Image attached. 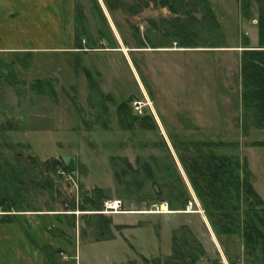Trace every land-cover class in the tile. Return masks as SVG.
Wrapping results in <instances>:
<instances>
[{"label": "rangeland", "instance_id": "1", "mask_svg": "<svg viewBox=\"0 0 264 264\" xmlns=\"http://www.w3.org/2000/svg\"><path fill=\"white\" fill-rule=\"evenodd\" d=\"M96 1L98 5L100 2L106 5L108 12L112 11L113 21L117 25L114 24L115 30L122 31L128 42L132 38L138 41L135 40L138 31L150 34V30L157 24H167L164 19H160L162 12H169L160 7L159 1L162 0H156L153 7L151 3L143 5V0ZM176 1L174 0L176 13L180 16V23L184 24L188 22L184 12L191 9L185 5L189 0H184V5ZM210 1L219 4L220 8L217 10L219 15L222 14L223 30L227 34H234L235 18L238 16L240 19L241 31L236 29L239 33L238 45H243L244 30L254 41L257 39L255 5L252 9L253 16L245 19L239 12V0ZM76 3L83 8L85 35H90L93 44L96 42L113 46L115 34L106 20L102 22L100 16L92 10V3L89 0H76ZM139 7L143 10L135 16ZM153 11L158 12V15H153ZM193 14L198 20L191 26L196 35L192 37L193 45H205L206 41L226 43L225 39L218 36L220 33L214 30L212 19L208 22L215 38L200 29L202 23L199 21L203 12L197 7ZM75 16L71 24L73 29L76 24ZM168 20L169 28L168 31L162 29L165 32L162 40H155L156 37L150 35L145 40L146 45H154L160 41L171 43L173 40L179 45L184 44L183 37L173 33L176 19ZM115 38L117 40L116 36ZM103 56L89 55L82 59L92 64L95 68L93 71L99 74L86 71L82 74L84 77L81 75V83L76 81L72 88L60 90L56 80L44 79L54 82L52 85L55 90L52 95L46 96L38 95V91L30 87V83L36 80H21L23 78L18 74L14 75L19 84L14 88L11 86V90L7 89L4 76L14 69L8 64L10 59L2 58V62L0 59V124L10 119L20 123L17 132L0 131V162L1 165L3 162L9 164L19 177L20 187H17L19 190L14 195L22 210L9 216L11 219L7 223L3 220L8 216L0 210V264H56L57 259L61 264H165L172 254L173 238H183L184 230H188L206 252L196 264H215L216 261L229 264L227 259L234 264H254L258 253L253 257L246 255L240 237L216 234L178 156L191 149L202 156L212 151L221 155H233L242 162L245 161L248 178L263 201L262 206L255 205L254 210L259 212L264 208V130L253 126L245 130L240 113L242 107L238 112L233 103L229 104L230 109L227 116H223L222 123L220 109L217 116H179L172 112L171 116H160L158 120L146 100L140 101L141 114L134 110L132 100L129 102V115L120 116V103L132 96L140 98L141 93L120 54ZM172 56L163 53L131 54V62L155 109L161 106L167 110L169 105H164L165 98L156 97V91L152 87L149 89L141 67L146 71L155 67L177 73L178 67H184L181 77L178 75L176 80L168 81L165 86L170 94H183L173 100V109L179 112L182 104H187V100L193 105L194 102L203 103L211 91L206 90L208 94H205L203 89L187 88V95L184 96L183 86H187L188 80L194 76L186 67L191 62L194 68L192 71H198L195 81L202 84L198 76L201 70L205 72L204 62L201 55L196 59L192 56L194 63L192 59L187 61L188 55L169 59ZM221 60L224 64L228 63L225 66H232L233 73L237 70L236 55L225 56ZM27 63L32 61L27 58ZM17 67H20V72H31V77L35 75L32 70L24 69V65ZM12 92L18 102L16 108L19 112L32 111L23 113V116H31L33 122L30 123H34L40 130L29 131L19 116H5L3 109H6V101ZM37 96H43L38 100L44 98L45 102L51 104V108L45 103H41L40 110L35 108ZM212 113L214 115L215 111ZM145 116L149 118L145 122L146 126L136 119ZM206 124L208 125L205 126ZM205 144L223 146L207 149ZM56 160L61 161L67 170L63 171L57 166L48 169L43 165ZM143 165L150 167L152 176L147 174ZM173 168L178 181L169 178L168 169ZM170 186L174 187L172 191ZM184 195L187 203L183 208L175 203V199L183 198ZM112 200L121 201L122 213L104 214L105 202ZM247 208L243 203L237 212L228 208L213 211L215 216L224 215L227 211L236 214L237 226L241 229L244 227ZM91 214L103 216L100 226H97L99 218ZM216 220L218 221L217 218ZM52 227L55 229L51 230ZM240 229L235 232H240ZM57 250L61 251L58 255Z\"/></svg>", "mask_w": 264, "mask_h": 264}, {"label": "crops", "instance_id": "2", "mask_svg": "<svg viewBox=\"0 0 264 264\" xmlns=\"http://www.w3.org/2000/svg\"><path fill=\"white\" fill-rule=\"evenodd\" d=\"M206 2L212 12V17L216 25L215 28L217 32L220 33L221 39L226 40V43L221 44L222 42H220L216 45L210 44L196 46L195 48H187L190 46L179 45V43L174 40L171 41V43H163L166 41H160L154 45H146L145 40H147V36L150 35H154L156 37H154L155 40H162L165 35V32L162 29L168 31L169 28V25L167 24L170 20L168 19L171 18V20H174L177 18V15L171 14V12L165 7L163 8L167 9L169 12H162L163 16H161L160 19H164L167 24L163 23L161 26H159L160 24H157L158 26H154L153 29L150 30V34L138 31V33L135 34V40L137 39L138 41H134L132 38V41L128 42L124 37L125 35L122 31H119L118 27L117 29L119 32L115 30L116 23L113 21L114 14H112V11L108 12L104 4L100 2V9L103 12L106 23L110 26L112 33L115 34H112L114 35V45L104 46L102 43L101 45L96 42L93 44L90 35L76 38L71 25L75 16L76 0H0V59L1 62L3 60L2 58L10 59L8 64L12 66V70L14 69L12 72L18 74V76H22L21 78L23 79L21 80L52 79L57 81L56 83L60 90H64L74 87L76 81L81 83V75L86 71L95 74L97 73V75L99 74V72L93 71L95 68L92 64L88 61L85 62L82 60L84 57L89 55H104L103 57H105V55L120 54L126 68L131 70L141 93L140 98L132 96L124 101L133 100V102H137L146 100L149 103L154 116H158V120L160 116H171L170 113L172 112L179 116H187V114L188 116H217L219 115L220 109V122L222 123L223 116H227V112L230 109V103L231 105L233 103V107L236 108L238 112L241 111V80L239 64L244 45H238L237 43L239 33L236 29L241 31L239 27L240 19L238 16L235 18L237 21L234 22V34L229 32L227 34V31H224L222 14L219 15L217 10V8H220L219 4H215L210 0H206ZM151 5L153 7L152 3ZM142 7H139L138 11L134 13L135 16L139 15L143 8H148ZM153 12V15H158V12ZM227 14H230L229 10ZM225 18L227 20V17ZM244 31V38L248 39L249 47L254 48L256 46L255 44H257V39L254 41L247 34L246 30ZM159 32H161V34H159ZM115 36L117 37V40ZM102 40H104V38H102ZM139 53H163L173 55L172 58L169 59H173L174 56H180L183 58V55H188L189 58L187 61H191L190 59H192L193 63L194 59L201 55L204 62L205 72L201 70L198 79L202 81V84L199 82L196 83L195 79L197 77L195 76L198 71H192L194 68L191 62H189V67L186 68L189 69L190 72H193L194 76L188 80L189 84L187 86H183L184 96L187 95L186 89L192 88L194 90L203 89L205 90V94H208L206 90H210L211 93L209 94V97L204 98L205 101L203 103L202 101L199 103L194 102L195 106L191 101L187 100V104H182V109H179L178 112L173 109L175 106L173 100L183 94H170L166 91L165 86L168 84V81L176 80L178 75L181 77V72L184 71V67H178V73L176 71H169L167 69L162 70L155 67H151L150 71H146L141 67V72L148 81L149 89L152 87L151 89L156 91V97L165 98L166 103L164 105H169L167 109L168 111L161 106H159V109H155L142 81L140 80L137 69L131 62V54ZM232 54L236 55V66L238 67L237 70L235 69L236 71L234 73L232 71V66H225V64L227 65L228 63L225 62L224 64L221 60L225 56L229 57ZM192 56L195 58L193 59ZM27 58L30 59L32 63L28 64ZM23 65L24 69L32 70V74L35 75L31 77V72L29 71H25L26 73L20 72V67L18 68L17 66ZM82 76L84 77L85 75ZM203 76L208 79L205 80ZM1 89L2 88H0V91ZM7 89L11 90V86L8 85ZM100 92L103 94L101 90ZM40 97L43 96L36 97L34 102L36 104V106H34L35 108L38 107V110H40L41 103H45L49 107L51 106L49 102L44 101V98L38 100ZM6 102H8V104L6 103V109H3V113H6L5 116H19L29 131L36 132L37 130H40L34 126V123H30L33 122L31 121V116H23V113H30L32 111L25 110L19 112L18 108H16L18 102L16 101V96H14L13 92ZM183 102L184 101H182V103ZM181 110H183L182 113ZM213 110L215 111L214 115L212 113ZM207 125L208 124L205 126Z\"/></svg>", "mask_w": 264, "mask_h": 264}, {"label": "trees", "instance_id": "3", "mask_svg": "<svg viewBox=\"0 0 264 264\" xmlns=\"http://www.w3.org/2000/svg\"><path fill=\"white\" fill-rule=\"evenodd\" d=\"M89 1L92 3V10L95 11L100 16L101 21L104 22L105 18L102 15L98 2L96 0ZM103 2H106V0H103ZM144 3L145 6L148 5V3L156 4V0H143L142 4L144 5ZM159 3L160 7H165L172 14L177 15L174 0H162V2L159 1ZM176 3L184 5V0H177ZM185 5H188V7L191 8L190 11L184 12L188 18V22H185L184 24L180 23L181 21L177 15L173 25V33L178 35V37H183V45L190 46L187 48H195L197 46L191 43L193 40L192 37H196V35H194L195 30L194 28L191 29V26L194 21L198 22L193 14L197 7L203 12L202 19L199 21L202 23L200 29L205 33L212 34L215 38L216 35L213 34V30L210 28L211 26L209 25L208 21L212 19L214 27H216V25L206 0H189ZM254 5L257 12V46L254 48L249 47L248 39L244 38V47L243 51L241 52L239 64V74L241 80V116H243L242 121L245 130L246 128H249V126H253L255 129L264 130V0H239V12L242 18L250 19L253 16L252 9ZM75 14L76 24L73 31L76 38H80L86 34L85 27L83 26V21H85V18L83 14V8L77 3L75 6ZM215 29L216 28H214V30ZM218 36L220 37V35ZM210 44L216 45L214 42L207 43V41L205 45ZM4 77L6 79V83L13 88L19 84V81L15 79L13 72L5 75ZM1 78L2 74L0 73V79ZM52 83L54 82L36 80L30 83V87L37 90L38 93H36L38 95H52L53 91H55L53 89L54 86ZM47 89L49 92H47ZM129 102V100H126L120 103L118 107V111L121 113L120 116L129 115L127 114L129 112ZM136 119L141 123H144V126H146L147 123L145 122L149 118L148 116H145L143 118ZM19 126L20 123L18 121L11 119L7 121L5 120L4 123L0 124V131L7 133L17 132L20 129ZM154 126L157 128L156 124ZM205 146H207V149H210L223 145L205 144ZM212 153L213 154L209 155L207 159H202L197 156L196 164L198 165V169L200 171L198 170L199 172H197L198 174H195V176H192L189 173L192 189L202 204L203 210L209 218L216 234L218 236L236 235L240 237L243 243V248L246 249V255L253 257V255L258 253L257 259L255 258V261L253 260L254 264H264V208H261L259 212L254 210L255 205L262 206L263 201L254 190V187L248 178L246 171L247 165L245 164V161L242 162L236 156L233 157V155L229 156L214 152ZM198 161H200V163H198ZM43 165L48 169H54V166H57V168L61 167L63 171L67 170L64 166H62L63 163H61L59 160L46 162ZM143 166L146 167L147 174L152 176L153 173H151L150 167L148 165ZM174 173V168L173 170L168 169L169 178L172 180H177ZM200 175L206 176L207 178L203 180V178H200ZM19 181V177L15 174L12 167L5 162H3L1 165L0 162V210L6 214L5 216H8L5 218L6 220H3L6 221L5 223L9 222L8 220L11 219L9 216H13L15 212L22 211L18 205L19 201H17V196L14 195V193L19 190H17V187H20L18 184ZM170 189L172 191L174 187L170 186ZM11 190L13 191V194ZM175 203L177 205H181L184 208L187 203L186 195H184L183 198H176ZM243 203L246 204L248 208L245 213L246 217L243 223L244 227L241 229L239 226H237V216L235 217L236 214L233 215V213L227 211L224 215L215 216L213 211H221L228 208L230 211L237 212L240 204ZM208 208L211 209L210 211H212V214ZM91 215L94 217L97 216V218H99L97 226H100L102 223L101 220L104 219L103 216H101V214ZM226 221L227 223H225ZM213 223H215V225ZM54 229V227L51 228V230ZM237 229H240L241 231L235 232ZM182 233L184 234L183 238L179 240H177L176 237L173 238L174 241L172 254L165 264H196L200 258H203L206 255L201 244L194 239L188 230H184ZM56 252L57 255L61 253L59 250ZM224 252L225 254L227 253L225 250ZM45 258L47 260L46 256ZM227 260L229 264H234L229 259ZM56 264H61L58 259ZM215 264L220 263L219 261H216Z\"/></svg>", "mask_w": 264, "mask_h": 264}, {"label": "flooded vegetation", "instance_id": "4", "mask_svg": "<svg viewBox=\"0 0 264 264\" xmlns=\"http://www.w3.org/2000/svg\"><path fill=\"white\" fill-rule=\"evenodd\" d=\"M196 148V147H194ZM209 149V148H208ZM169 152V151H168ZM191 149H187L186 152L183 155H179V161L180 163L183 165V170L186 174V176H188V181H190V174L192 176H195V174H198L197 172H199L198 170V165L196 164V158L197 156L202 158V159H207L209 155H212V151H209V153H206L205 155L202 156V154L200 153H194ZM190 173V174H189ZM200 178L206 179V176H202L200 175ZM188 213V211L186 212Z\"/></svg>", "mask_w": 264, "mask_h": 264}, {"label": "built area", "instance_id": "5", "mask_svg": "<svg viewBox=\"0 0 264 264\" xmlns=\"http://www.w3.org/2000/svg\"><path fill=\"white\" fill-rule=\"evenodd\" d=\"M132 106L134 107V110L137 111L138 114H141V102H133ZM105 211L104 214H118L122 213V203L120 200H112L105 202Z\"/></svg>", "mask_w": 264, "mask_h": 264}]
</instances>
